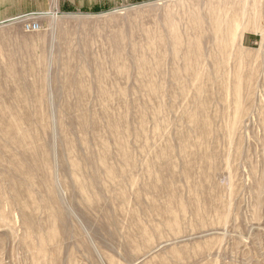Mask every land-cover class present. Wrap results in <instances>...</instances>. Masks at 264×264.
Instances as JSON below:
<instances>
[{
	"label": "rangeland",
	"instance_id": "obj_1",
	"mask_svg": "<svg viewBox=\"0 0 264 264\" xmlns=\"http://www.w3.org/2000/svg\"><path fill=\"white\" fill-rule=\"evenodd\" d=\"M0 264H264V0L0 23Z\"/></svg>",
	"mask_w": 264,
	"mask_h": 264
},
{
	"label": "crops",
	"instance_id": "obj_2",
	"mask_svg": "<svg viewBox=\"0 0 264 264\" xmlns=\"http://www.w3.org/2000/svg\"><path fill=\"white\" fill-rule=\"evenodd\" d=\"M105 2L106 0H0V23L28 13L78 10L99 6Z\"/></svg>",
	"mask_w": 264,
	"mask_h": 264
},
{
	"label": "built area",
	"instance_id": "obj_3",
	"mask_svg": "<svg viewBox=\"0 0 264 264\" xmlns=\"http://www.w3.org/2000/svg\"><path fill=\"white\" fill-rule=\"evenodd\" d=\"M26 29L28 32H33V31H36L38 29V26L36 23L30 22L26 25Z\"/></svg>",
	"mask_w": 264,
	"mask_h": 264
}]
</instances>
